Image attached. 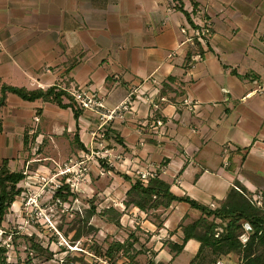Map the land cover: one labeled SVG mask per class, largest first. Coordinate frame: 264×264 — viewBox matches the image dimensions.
<instances>
[{
	"label": "crops",
	"instance_id": "obj_1",
	"mask_svg": "<svg viewBox=\"0 0 264 264\" xmlns=\"http://www.w3.org/2000/svg\"><path fill=\"white\" fill-rule=\"evenodd\" d=\"M206 20L209 42L190 54L192 28ZM0 39V97L3 85L81 87L98 91L110 109L127 105L106 124L120 138L105 141L110 166L128 175L158 170L177 196L211 208L236 181L254 195L264 191V0H0ZM98 124L89 110L77 122L71 107L9 92L0 108V169L7 160L25 170L34 151L63 147L73 163L90 164L99 157L91 155ZM122 205L115 207L127 216ZM165 211L159 233L148 216L138 224L161 243L156 258L166 260L155 261L171 263L191 243L193 257L195 239L173 259L163 238L181 242L179 224L201 210L178 200Z\"/></svg>",
	"mask_w": 264,
	"mask_h": 264
},
{
	"label": "rangeland",
	"instance_id": "obj_2",
	"mask_svg": "<svg viewBox=\"0 0 264 264\" xmlns=\"http://www.w3.org/2000/svg\"><path fill=\"white\" fill-rule=\"evenodd\" d=\"M104 127L98 131L99 135L96 136L97 145L93 149L96 153L91 152L92 156L99 157L97 160H91L90 164L89 161L85 163L80 158L78 162L73 163L70 160L72 158L69 156L70 152L64 147L60 154L43 149L29 155L31 163L24 170L26 177L18 184L21 193L8 208L5 218L0 224V244L8 250L7 262L9 264H127V259L122 256V252L119 254L117 262H112L108 258L96 256L95 254L98 253L95 251L101 248L100 250L104 252L115 240L129 238L131 233L140 227L138 224L146 226L147 223L144 221L147 216L151 221L148 214L140 219L138 211H135L133 206L125 210L127 216L123 214L124 225L122 228L107 222L105 217L96 213L89 220V224L95 226L97 230L79 240H75L74 237L79 228L78 214H82L84 208H90L91 200H94L97 205L98 212H101L105 206L122 208L124 193L131 185V182L123 177L127 172L123 171L124 169L119 164L117 165L119 169L110 166L105 157L108 156L105 153L108 146L105 141L119 142L120 138L116 134L106 132ZM85 152L89 151L85 150ZM115 155V160L118 162L120 159L117 156L120 157V154L116 153ZM78 164H80L79 172L66 173L68 170L78 168L73 169V166ZM110 169L114 174L113 179L108 176ZM117 171L118 173H116ZM151 173L133 171L129 176L133 180H142V174L150 176ZM59 185L61 187L69 186V189L64 190V194L67 195L66 200L57 197V191L60 189L57 186ZM109 187H112L114 192L111 196L106 193ZM252 197L256 202L262 201L259 197V200L255 196ZM199 200L208 203L206 199ZM162 212L163 216H166L167 211L162 210ZM197 216L198 214H194L193 217L186 215L183 221L188 224ZM146 228H142L143 230L141 229L140 232L145 253L140 254L137 259L141 264H150V259H165L164 256L156 258L161 243H154L153 233L146 231L149 230V227ZM93 244L96 247H93ZM34 245L42 246L45 251H34ZM193 248L191 243L175 261L173 260L174 262H168V264H189ZM164 249L168 250L166 247ZM30 256L33 259L29 262ZM68 256L78 259H71L73 263H65L64 260ZM222 260L240 264L232 257Z\"/></svg>",
	"mask_w": 264,
	"mask_h": 264
},
{
	"label": "trees",
	"instance_id": "obj_3",
	"mask_svg": "<svg viewBox=\"0 0 264 264\" xmlns=\"http://www.w3.org/2000/svg\"><path fill=\"white\" fill-rule=\"evenodd\" d=\"M177 7L191 19L190 13L184 10L183 6ZM195 40V50L190 54L193 52L203 53L201 42L197 38ZM9 92L17 94L27 101L43 100L54 102L63 108L71 107L77 122L84 111L66 88L58 86L29 90L25 87L3 85L0 108L5 105L6 95ZM65 99H68V102H65ZM104 128L106 132L111 131L108 125H105ZM116 135L119 136L117 132ZM35 139V134L32 137L27 135L26 143H29L30 140L34 142ZM75 141L80 145L81 149L87 150L80 141L78 133L75 134ZM25 177L24 170H12L7 160L0 169V224H2L8 208L21 193V188L18 187V184ZM123 177L131 182V186L123 200L126 208L131 206L138 207L141 211L147 213L157 226V233L164 228L162 210L169 209L174 201H185L191 207L201 210V215L197 219L188 224L182 220L179 224L178 228L182 233L181 242H177L170 237L163 238V246L169 248L170 252L174 254L173 258L184 251L189 240L195 239L200 243V246L189 264H215L216 261L229 257L237 260L240 264H264V191L260 192L259 195L262 201L258 203L252 197L254 194L242 183L236 181L235 186L231 188L227 197L219 201L218 206L211 208L190 196H177L171 190V183L161 177L157 171L150 174L147 182L141 179L133 180L127 174H124ZM66 189H69L68 185L60 187L57 191V197L66 200L67 195L64 194ZM91 202L90 208H84V212L78 214L79 228L74 235L75 240L82 239L89 235L90 232L97 230L95 226L89 224V220L96 213H100L105 217L107 222L114 223L120 228L123 227L121 220L123 213L115 206H105L101 212H98L94 200H91ZM141 229V227H137L126 240H115L104 252L100 250L101 248L97 249L95 252L98 254L95 255L117 262L116 260L122 252V256L127 259V264H141L137 259L140 254L145 253L140 237ZM93 247H96V245L93 244ZM33 249L39 252L45 251L40 245H34ZM7 251V248L0 244V264H9L7 262ZM32 259L33 257L30 256L28 261L30 262ZM71 259L78 258L68 256L64 261L65 263H73ZM79 259L84 260L83 258ZM149 263L166 264L163 261L157 263L155 259H150Z\"/></svg>",
	"mask_w": 264,
	"mask_h": 264
},
{
	"label": "built area",
	"instance_id": "obj_4",
	"mask_svg": "<svg viewBox=\"0 0 264 264\" xmlns=\"http://www.w3.org/2000/svg\"><path fill=\"white\" fill-rule=\"evenodd\" d=\"M197 25L194 28H192V35H191V38H189V40L193 41L194 38H197L201 42V44L206 46L207 43L209 42L208 38L212 34V29H211L212 24L206 20V22H203ZM182 31L184 33H187V30L185 28H183ZM2 50H3V44L0 39V52ZM67 91L78 101V103L81 105V107L84 110L91 111L93 115L96 117L97 121L99 122L97 130L92 132L93 138L99 135L98 131L103 126H105L106 124L115 120L118 117L119 118L122 117V114L120 113L122 109L123 110L127 109L126 104L117 106L116 108H113V109L108 108L106 106L104 97H102L98 91H94L92 89L77 87V88L67 89ZM73 167H74L73 169H75L76 167L78 168H76L75 170H68L66 173L68 172L72 173V171L74 173L79 172L80 164L75 165ZM148 176L149 174H142V177H143L142 180L144 182H147ZM57 187L60 188L61 186L59 185ZM254 196L256 197V199L259 200L260 198L259 195H254ZM258 203H261V202L259 201ZM215 264H237V263H229V262H226L225 260L220 259L216 261Z\"/></svg>",
	"mask_w": 264,
	"mask_h": 264
},
{
	"label": "water",
	"instance_id": "obj_5",
	"mask_svg": "<svg viewBox=\"0 0 264 264\" xmlns=\"http://www.w3.org/2000/svg\"><path fill=\"white\" fill-rule=\"evenodd\" d=\"M0 210H1V201H0Z\"/></svg>",
	"mask_w": 264,
	"mask_h": 264
}]
</instances>
